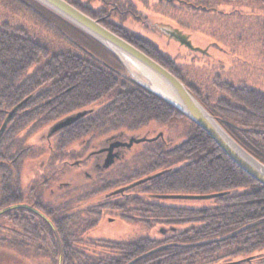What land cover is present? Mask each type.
I'll use <instances>...</instances> for the list:
<instances>
[{"label": "trees", "instance_id": "trees-1", "mask_svg": "<svg viewBox=\"0 0 264 264\" xmlns=\"http://www.w3.org/2000/svg\"><path fill=\"white\" fill-rule=\"evenodd\" d=\"M219 1L227 2V6L230 3L236 4V0ZM250 1L260 7L264 5V0ZM101 2L105 3L106 8L110 0ZM123 2L121 10L125 8L124 5H129V10L133 9L129 0ZM113 7H118V2ZM77 9L95 19L88 11ZM202 11L208 10L205 7ZM113 12H117V9H113ZM258 24L259 40L264 51V21ZM21 32L23 29L0 25V122L3 123L7 114L22 103L9 119L0 138V209L29 204L42 213L53 228L26 209L6 212L2 216L7 215L11 220L8 231L12 236L10 242L18 243L20 237L25 239L22 246L15 248L20 251L46 249L54 261L60 254L61 264H132L130 262L136 260L134 264H222L233 262L239 256L251 257L257 263L250 260L238 264H264L262 185L237 167L204 131L135 82L120 78L89 57H81L69 51L55 54L48 45L33 41ZM112 32L158 63L150 44L142 40L138 42L135 37L123 31L121 34ZM160 65L199 96L198 99L223 129L264 164V94L244 85L235 87L215 76L214 86L222 96L214 97L206 90L203 98L198 95L200 91L184 82L179 73L180 66L170 68L166 63ZM33 66L35 70L28 75L27 71ZM89 81L94 86L90 91L87 89ZM105 81L108 84L102 83ZM100 99H109L107 102L110 103L97 111L80 110ZM80 111L89 112L58 135L52 158L62 159L69 144L103 130L106 126L138 130L150 122L168 123L173 118L183 117L190 126L185 140L176 146H168L160 140L142 143L145 149L140 153L141 162H137L141 167H133L127 172L121 164L120 169L110 174L121 172V179L100 182L96 190L129 184L126 182H136L160 173V176L123 194L142 189V193L150 194L157 201L165 199L160 196L179 194L223 195L214 198L210 207L198 209L143 202L138 197L130 198L123 205L119 202L116 205L123 206L130 213H138L141 217L138 220L143 221L147 227L159 225L163 230L162 239L142 237L128 243H115V247L107 241H84L82 232L91 221L88 220L82 228L64 229L65 221L72 224L76 215L66 213V206L62 203L53 207L52 203L40 195L37 187H32L28 195H24L18 176L22 159L31 154V148H26L23 138H18L19 133L30 127L32 133L42 124L57 122ZM121 135L124 136L123 133ZM31 195L36 199L33 203H27L26 197ZM86 211L88 214L95 212L93 208ZM125 217L131 221L135 219L128 214ZM184 225L186 228L180 230ZM34 233H44V241H41L44 246L36 244ZM233 233L235 235L229 236ZM86 244L97 247V254L81 247Z\"/></svg>", "mask_w": 264, "mask_h": 264}, {"label": "rangeland", "instance_id": "rangeland-1", "mask_svg": "<svg viewBox=\"0 0 264 264\" xmlns=\"http://www.w3.org/2000/svg\"><path fill=\"white\" fill-rule=\"evenodd\" d=\"M78 1L86 9L88 8V11L96 19H104V24L112 31L120 34L123 31L130 37H135L138 42L142 40L150 44L158 64L166 63L171 66L170 68L174 65L180 66L179 73L185 80L184 82L200 91L198 95L203 98L206 90L214 97L222 96L220 91L217 93L214 86L215 76H218L220 81L235 87L244 85L264 94V51L259 40L258 31V29L260 30V24L258 23L264 21V5L260 7L259 5L251 4L250 0H240V3H237L239 0H236V4L230 3L228 6L227 2L222 3L219 0H194L191 5L196 10L188 7L189 5H181L175 1L171 3L172 7L162 6L155 10L153 8L154 4L152 5L150 2L148 4L144 1L130 0L132 2L129 1V3H133L136 6L138 11L136 14L138 16L136 18L121 17L120 22V15L110 10L117 4V0H110L109 5L104 8L105 11L100 13L97 10L103 9L101 1L89 0L88 4L83 0ZM123 1L121 0V3H125ZM205 7L208 10L207 12L202 11ZM107 9L110 10H108L110 16L105 18ZM164 12L170 14V18L165 17ZM120 23L123 26V28L121 27L122 30L118 27ZM156 23H167L173 27H179L183 32L190 34L195 47L202 50L206 48L207 54L189 52L178 45V43L168 40L164 36H159L152 28V25ZM2 24L14 29H23L22 34L33 39V41L48 45L55 54L61 51H69L81 57H89L103 64L105 68L117 74L120 78L134 81L117 59L102 46L46 9L27 3V0H0V25ZM35 68V66L31 67L27 71L28 75ZM102 83L108 84V81ZM102 83L98 82V84ZM93 88L92 81H89L87 89L90 91ZM190 92L202 104L200 99H198L200 97L192 91ZM108 100L100 99V101L91 103L80 110L92 109L97 111L100 107L110 103L107 102ZM202 106L204 107L203 104ZM55 123L53 121L42 124L32 133L29 131L31 127L19 133L18 138H23L26 148H31V155L21 161L18 174L19 183L24 195H28L32 187H37V190L41 192L40 195L42 194L47 201L52 203L53 207L62 203L66 206V213L76 215L72 224L67 220L65 221L64 229L67 227L73 229V227L78 226L82 228L87 224L88 220L91 221L82 232L84 241L90 240L93 243L107 241L108 244L113 243V247H115V243H128L142 237L162 239L163 230L159 225L147 227L143 221L138 220L141 218L138 213H130L121 206L130 198L138 197L143 202H158L163 205L180 208L198 209L210 207L213 204V199L165 198L157 201V199L150 197V194H144L142 189H138L121 197V202L119 201L121 205H116L120 199L117 197H120V195L118 194L109 199L106 198V195L120 187L96 190L100 182L96 180L97 175L95 173L90 174L88 172L91 176L83 174L81 172L82 166L78 169V175H75L77 171H69V166L67 169L64 164V160L67 157L62 159L51 158L52 151L50 148L53 140L47 141L46 137H48L50 132L48 128ZM1 125L2 122H0V127ZM103 128V130L86 135L71 143L69 147L67 146L66 151L75 150L80 158L94 148L96 143L103 141L107 137L110 138L117 135L119 132L124 134L125 139L128 137L153 139L158 136L156 140L166 142L168 146L172 147V145L176 146L185 140L190 126L183 117L173 118L168 123L150 122L138 130L122 129L121 127L116 129L113 126ZM142 143L135 144L121 158L120 164L124 165L127 172L133 167L139 169L136 168L140 166L137 162H141L140 153L145 149L141 145ZM73 161L74 159H70V162ZM115 169L116 167L111 168L107 172V177L103 178L105 183L112 181L109 175ZM69 182L70 186L62 185ZM126 183L129 184L121 185V188L134 182ZM88 208H93L95 212L88 214L86 211ZM126 214L135 217V219L133 221L128 220L125 217ZM2 215L0 217V264H57L60 255L54 261L50 252L46 251V249L37 250L31 248L28 251H20L15 248L16 246H22L21 244H24L25 239L20 237L17 240L18 243H14L15 241L10 242L12 236L8 231L11 228V220L7 218V215L4 217ZM185 228L186 226L184 225L179 229ZM34 234L37 237V239L35 238L36 244L38 246L42 245L41 241H44L42 238L44 233ZM167 235H170V233ZM233 235L235 233L229 236ZM39 238L40 240H38ZM45 241L47 240L45 239ZM32 244L36 245L35 243ZM47 245L49 244L47 243ZM81 247L87 252H94V254L99 251L96 250L97 247L90 244L82 245ZM245 259L248 258L239 256L234 258L233 262L222 264L234 263ZM249 259L252 260L251 257ZM252 261L256 262L255 259ZM135 262L130 263L134 264Z\"/></svg>", "mask_w": 264, "mask_h": 264}, {"label": "water", "instance_id": "water-1", "mask_svg": "<svg viewBox=\"0 0 264 264\" xmlns=\"http://www.w3.org/2000/svg\"><path fill=\"white\" fill-rule=\"evenodd\" d=\"M46 9L48 12L54 14L64 22L79 30L85 36L89 37L97 44L102 46L107 52L112 54L121 66L125 69L127 74L134 80L138 86L147 92L155 95L174 109L181 115L186 117L202 131L222 150V152L239 167L250 178L264 187V164L253 157L245 149H243L219 124V122L202 106V104L195 98L190 90L173 74L146 56L143 52L135 48L133 45L117 36L98 21L85 15L70 3L65 0H27ZM152 28L159 36H164L168 40L178 43L189 52H199L200 54H207L205 50L195 47L190 38V34L183 32L179 27H173L167 23H156ZM22 103L13 108L3 121L0 127V138L5 131L9 119L20 109ZM89 111H81L65 117L63 120L57 122L51 132H58L73 125L75 122L85 117ZM146 138H131L125 147H130L133 143L138 144L142 142H149L156 140ZM117 146V145H115ZM112 146L109 152L112 151ZM111 158L114 156L110 153L104 163V168L111 164ZM159 174L149 176L147 178L136 181L126 187H123L114 193L123 194L141 184H144L156 177ZM223 194L210 195H169L160 196L161 198L171 199H189V200H207L221 197ZM26 209L37 214L44 221H46L51 228V222L39 211L31 206L24 204L11 205L0 210V215L5 214L14 209ZM60 255V254H59ZM61 256V255H60ZM59 256L57 264H61V257ZM243 261L249 262L250 259ZM229 264H238L240 262Z\"/></svg>", "mask_w": 264, "mask_h": 264}, {"label": "flooded vegetation", "instance_id": "flooded-vegetation-1", "mask_svg": "<svg viewBox=\"0 0 264 264\" xmlns=\"http://www.w3.org/2000/svg\"><path fill=\"white\" fill-rule=\"evenodd\" d=\"M66 2L70 3L72 6H77V8H79L80 10L84 9L86 11H88V8L86 9L84 7L83 4H81L78 0H65ZM85 1L86 4H88V1L89 0H83ZM98 1H101V0H98ZM118 1V7H112L110 8V10H112L113 12V9H117V12H113L117 15H120V22H121V17H127V18H132V17H137L138 15L136 14L137 9H136V6L132 3V6H133V10H129L128 7H130L129 5L125 6V8H123V10H121V0H117ZM130 1V0H129ZM140 2H146L149 4H154V9L155 10H158L159 7H164V6H168V7H172L171 3L173 1L177 2V3H180L181 5H189L188 7H192L195 9V7H193L192 4V1L194 0H139ZM198 1V0H197ZM132 2V1H130ZM103 3V2H102ZM223 3V2H222ZM74 4V5H73ZM74 6V7H75ZM103 8H104V4H102ZM76 8V7H75ZM76 8V9H77ZM82 8V9H81ZM109 10V9H108ZM107 10V15H105L104 17L106 18L107 16H110L109 15V11ZM99 13L104 11V9H100V10H97ZM201 11V10H200ZM89 15L90 16H93L92 13H90L88 11ZM134 13V14H133ZM164 16L165 17H168L170 18V14H167L166 12H164ZM94 17V16H93ZM95 18V17H94ZM167 19V18H165ZM96 21H98L100 24H102V26H104L105 28L109 29L105 24H104V19H94ZM119 29L121 30L123 28V26L121 25V23L119 24ZM122 27V28H121ZM110 30V29H109ZM112 32V30H111ZM63 120V119H62ZM61 121V120H59ZM57 121V122H59ZM56 122V123H57ZM55 123V124H56ZM54 124V125H55ZM50 126L48 128V130H50L49 134H48V137H46L47 141H52V146L50 148V150L52 151L51 153V158L53 157L54 153H55V143L57 142V138L59 137L58 135L63 132L65 129H61L59 130L58 132L55 133L54 132H51L52 131V127L54 126ZM126 137L122 136L121 135V132H119V134L117 135H114V136H111L110 138L107 137L106 139H104L103 141H99V143H96V146L92 149H90L87 153H85L82 157H78L77 154H76V151L75 150H71V151H66L67 149H65L64 151V157H67L65 158L64 160V164L67 166V169H68V166H69V171L71 172H75V175H78V169H80V167L83 166L82 168V173L85 174V175H88V176H91L89 175L88 172H90V174H93L95 173L97 175L96 177V180H99V182H103L105 181L103 178L107 175V172L111 169V168H115L116 169H120L121 167V158L123 157V155H125V153H127V151H129L135 144L133 143L130 147H125V146H121V145H126L129 140L131 139V137H128L127 139H125ZM78 141V140H77ZM76 142V141H74ZM73 143V142H72ZM25 145V144H24ZM70 145V144H69ZM68 145V147H69ZM117 145V146H115ZM112 146H115L112 148V151L109 152V148L112 147ZM66 147V148H68ZM112 154L114 156V158H111V164L107 167V168H104V163L107 159V156L108 154ZM31 155V154H30ZM70 159H74L73 162H70ZM111 174V173H110ZM110 176V175H109ZM107 177V176H106ZM110 178H112V181H117V180H120L121 179V172H118V173H113ZM72 180V179H71ZM62 185H65V186H70V182L69 183H64ZM117 187H120L119 189H121V185L119 186H116ZM108 188V187H107ZM117 189V190H119ZM116 190V191H117ZM115 192V191H114ZM114 192H111L110 194H107L106 198H112L116 195H113L112 193ZM120 197H117V198H120L118 200V202L120 201L121 202V197L122 196H125L126 194H119ZM35 196L34 195H31L29 197H26V202H30V203H33V201L35 200ZM24 205H27L29 206V204H26L24 203ZM42 214V213H41Z\"/></svg>", "mask_w": 264, "mask_h": 264}, {"label": "bare ground", "instance_id": "bare-ground-1", "mask_svg": "<svg viewBox=\"0 0 264 264\" xmlns=\"http://www.w3.org/2000/svg\"><path fill=\"white\" fill-rule=\"evenodd\" d=\"M27 3H28V1H27ZM28 6L30 7V5L28 4Z\"/></svg>", "mask_w": 264, "mask_h": 264}]
</instances>
